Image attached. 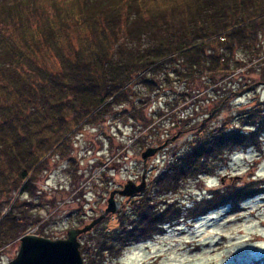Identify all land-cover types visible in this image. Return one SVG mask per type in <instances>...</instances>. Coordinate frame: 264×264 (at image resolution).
<instances>
[{
    "label": "trees",
    "instance_id": "1",
    "mask_svg": "<svg viewBox=\"0 0 264 264\" xmlns=\"http://www.w3.org/2000/svg\"><path fill=\"white\" fill-rule=\"evenodd\" d=\"M50 2L0 0L1 249L26 232L32 219L27 212L18 215L15 211L20 192L32 194L39 168L46 169L52 154H65L71 130L79 129L87 119L95 121V114H104L107 100L129 90L135 78L145 80L154 67L176 59L185 66L178 71L183 76L211 72L217 64V70L226 74L243 67L237 60L236 65L225 64L230 60L227 54H233L235 48L242 46L249 60L264 53V38H260L264 34V0ZM53 55L52 65L44 61ZM260 68L264 75V66ZM243 123L251 126L248 132L218 130L198 138L158 175L155 191L176 190L187 168L197 175L206 174L210 168L205 162L217 150L257 146L264 133V107L257 104ZM170 176L174 182L167 185ZM262 183L252 179L240 187L216 189L210 197L182 206L185 212L175 203L154 208L152 195L141 194L133 215L121 213L117 228L100 229L98 236L109 242L100 248L101 253L90 248L98 225L81 251L86 256L92 253L96 256L92 262L100 264L98 257L105 250L115 252L132 240L156 236L182 217L195 219L221 205L237 211L243 200L264 193ZM6 205L9 208L2 213ZM33 220L39 222L40 218ZM39 228L42 232L43 225Z\"/></svg>",
    "mask_w": 264,
    "mask_h": 264
},
{
    "label": "rangeland",
    "instance_id": "2",
    "mask_svg": "<svg viewBox=\"0 0 264 264\" xmlns=\"http://www.w3.org/2000/svg\"><path fill=\"white\" fill-rule=\"evenodd\" d=\"M39 2L40 5L51 3L50 0ZM227 55L230 60L225 64L236 65L237 60L243 67L225 74L217 70V64L212 67L215 70L194 72L192 77L178 74L185 66L177 59L154 67L145 80L135 78L129 90L118 98L110 97L104 114L94 115L95 121L87 119L79 129L73 128L65 154L62 157L52 154L46 169L39 168L33 195L24 190L19 194L16 213L27 212L32 217L26 231H39L42 224L43 231L37 233L64 237L69 228L88 224L107 213L95 223L99 226L97 230L88 231L94 230L91 250L101 253L100 248L109 242L106 237L98 236L100 229L117 228L120 214L133 215L136 203L141 200V194L132 197L116 193L115 198L122 200L120 209L106 211L110 193L123 189L129 179L140 183L144 177L146 187L142 194L152 195L150 203L156 205L154 208L175 203L183 212L186 209L182 206H192L198 199L210 197L216 189L240 187L252 179L264 185L263 133L257 146L239 145L215 151L217 154H211L205 162L210 168L206 174L197 175L187 168L176 190L155 191L158 175L198 138L205 139L218 130L248 132L251 126L243 123L244 117L257 104L264 107V75L260 68L264 66V53L249 60L250 55L239 46ZM54 58L53 55L44 61L49 60L46 62L52 65ZM160 145L163 147L144 161L142 152L149 146ZM141 172L142 178L136 181L134 178ZM167 182L169 185L174 180L170 176ZM240 205L237 211L221 205L194 220L184 215V219L168 224L151 239L132 240L115 252L106 248L104 255L98 257L102 259L99 263L263 264L264 193L248 197ZM8 208L6 205L2 213ZM36 217L40 218L39 222L33 220ZM19 247V240H12L0 248V264L15 257ZM81 254L84 264H94L85 252Z\"/></svg>",
    "mask_w": 264,
    "mask_h": 264
},
{
    "label": "water",
    "instance_id": "3",
    "mask_svg": "<svg viewBox=\"0 0 264 264\" xmlns=\"http://www.w3.org/2000/svg\"><path fill=\"white\" fill-rule=\"evenodd\" d=\"M162 147L163 145L147 147L142 152L144 161ZM145 187L144 177L140 183H135L132 179H129L123 189L114 190L110 193L106 211L115 212L120 209L122 200L115 198L116 193L122 196H133L136 193L143 192ZM104 214L88 224L69 228L65 237L51 238L37 233H24L18 238L20 247L15 257L2 264H84L79 236L91 230L95 223H98L105 216Z\"/></svg>",
    "mask_w": 264,
    "mask_h": 264
},
{
    "label": "bare ground",
    "instance_id": "4",
    "mask_svg": "<svg viewBox=\"0 0 264 264\" xmlns=\"http://www.w3.org/2000/svg\"><path fill=\"white\" fill-rule=\"evenodd\" d=\"M90 233H91V232L83 233V235L81 236V238H86V239H88L87 237H88V235H89ZM86 239H85V240H86ZM83 242H85V241H83ZM94 257H96V256H94L92 253H89V254L87 255V258H88L89 261H91V263L97 264V263H95V262H92V259H93Z\"/></svg>",
    "mask_w": 264,
    "mask_h": 264
},
{
    "label": "flooded vegetation",
    "instance_id": "5",
    "mask_svg": "<svg viewBox=\"0 0 264 264\" xmlns=\"http://www.w3.org/2000/svg\"><path fill=\"white\" fill-rule=\"evenodd\" d=\"M85 119H86V118H85ZM76 129H77V128H76ZM145 168H146V167H145ZM142 173H143V172H141V175H140V176H136L137 178L135 177L134 179H136V181H139V180L142 178ZM136 195L138 196V195H140V194H139V193H136V194H134L132 197H135ZM119 198H121V197H119Z\"/></svg>",
    "mask_w": 264,
    "mask_h": 264
}]
</instances>
